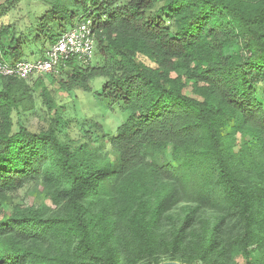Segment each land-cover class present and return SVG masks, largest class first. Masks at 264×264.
Returning a JSON list of instances; mask_svg holds the SVG:
<instances>
[{
  "label": "trees",
  "instance_id": "16d2710c",
  "mask_svg": "<svg viewBox=\"0 0 264 264\" xmlns=\"http://www.w3.org/2000/svg\"><path fill=\"white\" fill-rule=\"evenodd\" d=\"M20 2L0 4L4 56L43 57L88 18L101 62L70 60L61 84L89 91L102 76L96 98L129 113L109 138L116 156L84 159L53 126H24L19 115L32 108L33 88L0 76V199L42 173L59 184L61 199L47 216L15 207L0 218V264H135V256L176 253L194 237L201 256L236 243L247 257L255 238L262 249L264 100L256 87L264 85V0ZM188 82L195 97L183 92ZM34 86L52 109L41 76ZM206 207L216 212L202 222Z\"/></svg>",
  "mask_w": 264,
  "mask_h": 264
},
{
  "label": "rangeland",
  "instance_id": "374dc122",
  "mask_svg": "<svg viewBox=\"0 0 264 264\" xmlns=\"http://www.w3.org/2000/svg\"><path fill=\"white\" fill-rule=\"evenodd\" d=\"M4 1L0 0V4H3ZM25 2L26 0H21L20 6L24 7ZM10 12V16L13 18L14 10ZM142 60L146 64L154 65L147 58ZM100 62L101 60L94 49L91 64ZM71 66L73 64L69 67ZM172 75L175 74L172 73ZM41 77L47 87L53 108H47L39 95L38 88L34 86L38 77L24 80L27 85L33 88L31 92L32 108L27 110L21 108L19 115L21 123L36 132L45 131L48 126H53L57 130L61 142L66 143L72 149L80 148L78 155L81 158L95 159L98 162L101 159H113L117 153L109 143V138L115 133L117 126L126 119L129 111L120 107L119 104L107 106L102 99L96 98L95 91L100 89L104 83V78L102 76L93 77L89 82L90 90L84 91L76 85L67 88L66 84H61V81L67 80V72L64 70L41 75ZM190 85L188 82V86L184 87L183 92L195 97ZM256 90L264 100V85H257ZM238 147L239 140H236L234 149L237 150ZM165 155L169 160H172L171 146H168ZM255 181L258 183V178H255ZM59 192V184L49 174L42 173L37 179L28 182L15 192L7 193L0 199V218L11 214L15 207H34L44 216L52 214L61 205ZM176 210L180 211V207H176ZM215 212L214 208L206 207L202 211L201 221L205 222ZM262 221L264 223V218ZM238 226L239 223L236 221L229 224L226 239L232 242L236 239ZM160 234L164 237L167 236L168 228L164 227ZM200 242L199 237H194L176 253L160 250L148 257L138 258L135 256V264L152 262L162 264L169 259L181 264H264V244L263 248L259 249L257 238L247 246L249 252L247 257L240 253L236 243L226 254L212 251L201 256V252H199Z\"/></svg>",
  "mask_w": 264,
  "mask_h": 264
},
{
  "label": "built area",
  "instance_id": "2783aa9c",
  "mask_svg": "<svg viewBox=\"0 0 264 264\" xmlns=\"http://www.w3.org/2000/svg\"><path fill=\"white\" fill-rule=\"evenodd\" d=\"M91 24L88 18L80 21L45 50L43 57L36 59H8L4 56L0 45V76L27 80L66 70L67 62L70 60L80 66L90 65L95 49Z\"/></svg>",
  "mask_w": 264,
  "mask_h": 264
},
{
  "label": "water",
  "instance_id": "95a60500",
  "mask_svg": "<svg viewBox=\"0 0 264 264\" xmlns=\"http://www.w3.org/2000/svg\"><path fill=\"white\" fill-rule=\"evenodd\" d=\"M165 264H179L178 262H167Z\"/></svg>",
  "mask_w": 264,
  "mask_h": 264
}]
</instances>
